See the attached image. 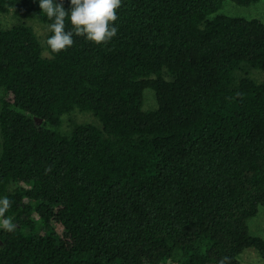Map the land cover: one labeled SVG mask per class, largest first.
<instances>
[{
  "label": "trees",
  "instance_id": "16d2710c",
  "mask_svg": "<svg viewBox=\"0 0 264 264\" xmlns=\"http://www.w3.org/2000/svg\"><path fill=\"white\" fill-rule=\"evenodd\" d=\"M224 1L123 0L108 45L76 37L59 54L31 26L0 28V198L16 225L0 229V264L264 258L248 226L264 206V82L251 76L264 20L217 14ZM11 11L54 22L39 0H0ZM76 111L102 126L64 132Z\"/></svg>",
  "mask_w": 264,
  "mask_h": 264
},
{
  "label": "clouds",
  "instance_id": "9594fccd",
  "mask_svg": "<svg viewBox=\"0 0 264 264\" xmlns=\"http://www.w3.org/2000/svg\"><path fill=\"white\" fill-rule=\"evenodd\" d=\"M39 7L54 22L48 26L52 33L47 40V47L52 53L59 54L75 45V38L81 37L96 45H108L118 34L117 22L123 0H71L70 11L64 8V0H39ZM70 19L71 29L66 20ZM46 173L52 171L48 167ZM12 201L7 197L0 198V227L13 232L16 225L6 213ZM218 264H231V258L221 257Z\"/></svg>",
  "mask_w": 264,
  "mask_h": 264
},
{
  "label": "rangeland",
  "instance_id": "374dc122",
  "mask_svg": "<svg viewBox=\"0 0 264 264\" xmlns=\"http://www.w3.org/2000/svg\"><path fill=\"white\" fill-rule=\"evenodd\" d=\"M217 14H224L233 17H241L246 19H261L264 20V0H260L258 3L251 6H239L231 0H225L223 7L217 12ZM216 15V14H215ZM18 24H25L31 26L41 41L46 43L50 31L48 30L47 24L40 20L32 19H19L15 16L14 12L0 13V28L9 29ZM44 56H50L47 49L44 50ZM251 76L256 78L259 82H264V72L259 70H253ZM6 97L1 92L0 99ZM1 106V100H0ZM158 107L156 94L152 89H147L145 92V105L146 110L155 109ZM74 124H92L101 127V122L92 114L88 112L76 111L70 115L64 117L62 130L64 132H70ZM35 220L39 221L37 215L34 217ZM40 224V222H39ZM250 234L253 236H260L264 238V206L260 207L257 216L251 218L248 221ZM58 232H63V229L59 226L54 225ZM52 226L46 227L45 225H38V230L43 228L45 231L53 230ZM2 229V227H0ZM241 264H264V258L261 257L259 252L254 248L244 250L240 255Z\"/></svg>",
  "mask_w": 264,
  "mask_h": 264
},
{
  "label": "water",
  "instance_id": "95a60500",
  "mask_svg": "<svg viewBox=\"0 0 264 264\" xmlns=\"http://www.w3.org/2000/svg\"><path fill=\"white\" fill-rule=\"evenodd\" d=\"M40 122H42V121L40 120Z\"/></svg>",
  "mask_w": 264,
  "mask_h": 264
}]
</instances>
